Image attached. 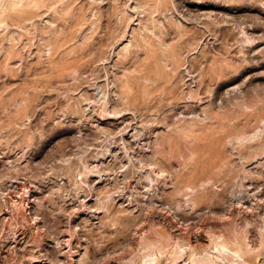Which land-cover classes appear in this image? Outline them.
I'll return each instance as SVG.
<instances>
[{
    "label": "rangeland",
    "instance_id": "1",
    "mask_svg": "<svg viewBox=\"0 0 264 264\" xmlns=\"http://www.w3.org/2000/svg\"><path fill=\"white\" fill-rule=\"evenodd\" d=\"M0 219V264H264V0H0Z\"/></svg>",
    "mask_w": 264,
    "mask_h": 264
},
{
    "label": "bare ground",
    "instance_id": "2",
    "mask_svg": "<svg viewBox=\"0 0 264 264\" xmlns=\"http://www.w3.org/2000/svg\"><path fill=\"white\" fill-rule=\"evenodd\" d=\"M1 220V219H0ZM3 222V221H2ZM13 240V239H12ZM14 241V240H13ZM16 241V240H15ZM18 242H19V240H18ZM69 262V261H68Z\"/></svg>",
    "mask_w": 264,
    "mask_h": 264
}]
</instances>
